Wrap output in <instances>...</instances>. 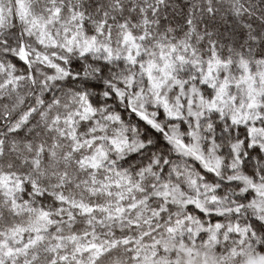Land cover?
<instances>
[{"label":"snow or ice","instance_id":"obj_1","mask_svg":"<svg viewBox=\"0 0 264 264\" xmlns=\"http://www.w3.org/2000/svg\"><path fill=\"white\" fill-rule=\"evenodd\" d=\"M0 264H264V0H0Z\"/></svg>","mask_w":264,"mask_h":264}]
</instances>
